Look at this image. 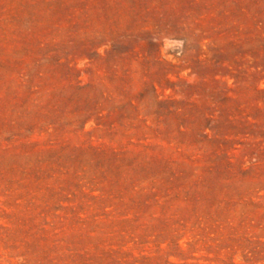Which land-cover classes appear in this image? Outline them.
Wrapping results in <instances>:
<instances>
[{
	"label": "rangeland",
	"instance_id": "obj_1",
	"mask_svg": "<svg viewBox=\"0 0 264 264\" xmlns=\"http://www.w3.org/2000/svg\"><path fill=\"white\" fill-rule=\"evenodd\" d=\"M0 264H264V0H0Z\"/></svg>",
	"mask_w": 264,
	"mask_h": 264
}]
</instances>
